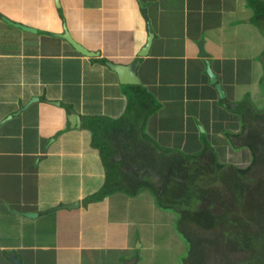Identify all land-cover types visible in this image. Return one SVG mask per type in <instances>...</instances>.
<instances>
[{
  "label": "crops",
  "instance_id": "obj_1",
  "mask_svg": "<svg viewBox=\"0 0 264 264\" xmlns=\"http://www.w3.org/2000/svg\"><path fill=\"white\" fill-rule=\"evenodd\" d=\"M246 2L0 0V264H13L11 257L21 264H184L178 247L157 237L160 229L185 240L188 234L176 211L167 219L150 214L157 215L148 186L137 180V187L101 197L106 171L85 122L123 115L119 97L130 84L119 82L112 65L138 60L140 84L165 104L149 117L147 134L187 153L202 149V135L216 148L225 137L215 110L236 118V101L258 95L254 74L264 71V29L251 21ZM65 27L97 55L78 52L61 37ZM199 44L225 98L210 84ZM71 110L79 127L68 119ZM222 125L229 133L241 128ZM42 236L55 241L36 240Z\"/></svg>",
  "mask_w": 264,
  "mask_h": 264
},
{
  "label": "trees",
  "instance_id": "obj_2",
  "mask_svg": "<svg viewBox=\"0 0 264 264\" xmlns=\"http://www.w3.org/2000/svg\"><path fill=\"white\" fill-rule=\"evenodd\" d=\"M246 1L253 12L251 21L264 29V0ZM254 82L258 95L264 99V71L261 75L255 71ZM128 92L127 109L122 116L95 117L85 122L106 171L101 197L137 187V180L139 185L148 186L161 208L178 213V222L188 234V257L184 264H264L262 183L257 181L256 192L249 193L251 167L261 164L264 168V103L260 110L254 102L256 97L248 92L243 101H236L233 109L242 120L239 132L224 133L234 143L237 140L239 146L249 149L251 164L242 168L220 161L205 135L201 137L202 149L194 153L160 146L147 134L145 126L161 105L142 84L129 85ZM256 124L262 130L252 134L250 127ZM245 136L248 140L243 141ZM133 159L139 167L130 166ZM196 229L214 234L199 236L194 233Z\"/></svg>",
  "mask_w": 264,
  "mask_h": 264
},
{
  "label": "rangeland",
  "instance_id": "obj_3",
  "mask_svg": "<svg viewBox=\"0 0 264 264\" xmlns=\"http://www.w3.org/2000/svg\"><path fill=\"white\" fill-rule=\"evenodd\" d=\"M259 36H260L259 33H257L256 37L259 38ZM253 96H256V98H254V102L257 105H259L258 107L261 110L262 109L261 106H263V103H264L263 96H261V94H259L258 97H257V94L253 95ZM245 97H246V95L244 97H242L240 101H243L245 99ZM120 98L123 99V102H124L123 103V109L125 108V110H126L127 109V103H128V96L127 97L126 96L125 97L121 96V97H119V99ZM125 99H126V105H125ZM155 99H156V103L157 104L165 106V104L159 102L158 98L155 97ZM218 107L221 108L220 105H218ZM215 111L216 112L220 111V112L217 113L219 115L218 117H220V118H216L215 119V124L217 126V129L220 130V132H221L219 134V138H220V140H222L223 137H225V139H223L222 141L216 143V145H218V146H224L225 149L220 151L219 149H216V148H218V146L216 148L214 147L216 152H217V155H218L220 161H222L224 163L233 164V165H235L237 167H242V168H245V167L249 166L251 164V161H252V157H251V153H250L249 149L244 147V146H239L240 143L237 140L234 143L233 142L234 139L232 137L228 138L226 136V134H224V133L228 132L229 129H227L225 127V125H222V124H226L228 122H230V125H232V122H234L235 125L239 126V124H240V122L242 120L239 119L236 114H235L236 118L234 116L231 117L232 111L230 109H222V110L216 109ZM261 130H262V126L257 125V124L250 127V131H251L252 134L257 133V132H259ZM206 133L209 135L208 131H206ZM214 133L210 134L211 138H214L215 135L218 134L219 132H214ZM241 138H242V136H241ZM245 140H248V137L245 136L243 138V141H245ZM202 143H203V141H202ZM227 149H232V150H227ZM130 151H132V148L130 149ZM249 175H250V178H251V181H249V183H252L251 184V188H249V193L250 194L256 192V185L255 184H256L257 181H260L262 183V189L264 188V168L263 167L261 168V164L253 165L251 167V169H250ZM128 184L131 185L130 183H128ZM150 195H151V202L156 205L155 212H156L157 215H155L152 211H150L151 212L150 214L153 217L154 216L158 217L159 219L160 218H165V219L169 218L168 211H170V210L161 208L157 204L158 203L157 202V198H156V196H154L155 194H154L153 191L150 192ZM140 198H143V197H140ZM224 198H227V197L224 196ZM157 208H159V209H157ZM162 212H165V213H162ZM14 220H15V218H12V221H14ZM175 223L177 224V220H175ZM169 232H171V229H168V230H165V231L160 229L158 231L157 241L163 242L162 238H163V236H166V240L167 241H172L174 243V245L176 247H178L177 251H178V253L180 255L179 257L181 258L182 261H184V259L188 257L187 250L189 249V245L186 242H184V241H186L185 237L181 236L179 234V232H178L177 234L180 237V238H178L176 235L172 234V232H171V234ZM194 233H196L199 236H211L212 234H214V231H206V230L196 229V230H194ZM37 239L40 240V241H45V242H49V241L53 242V241H55V238L53 236H42V237L36 238V240ZM183 243H186V244H183ZM161 264H163V262Z\"/></svg>",
  "mask_w": 264,
  "mask_h": 264
},
{
  "label": "water",
  "instance_id": "obj_4",
  "mask_svg": "<svg viewBox=\"0 0 264 264\" xmlns=\"http://www.w3.org/2000/svg\"><path fill=\"white\" fill-rule=\"evenodd\" d=\"M56 5L59 6V0H55ZM2 19L10 25H13L15 27L21 28L22 30L25 31H31V32H36V29L30 26H26L22 23H18V22H14L12 20H10L9 18H7L6 16H2ZM61 37H63L64 39H66L78 52L86 55V56H93V55H97L96 52H92L90 50H88L85 46H83L81 43L77 42L71 35V33L69 32L68 28L65 27L64 28V33L61 34ZM152 37L153 34L152 32H150V35L148 37V41L146 43V45L143 47L142 51L140 52L139 55L144 56L148 53L150 46H151V42H152ZM200 48H201V56L205 58V63H206V73L209 76V80H210V84L213 85L220 98H225V92L222 88V86L220 85V83L218 82V77L217 75L214 73L213 69H212V65H211V61L208 59V56L204 50V47L202 44H199ZM139 61H135L132 62L130 64H114L112 65L113 70L118 74V78H119V82L121 84H130V85H138L140 84V79L139 76L137 74V66H138ZM38 97H35L33 99H31V101L36 100ZM54 104H59V102L57 101H51ZM68 119L70 120V122L72 123V125H75L76 127L80 126V117L78 116V114H76V112L74 110L70 111V114L68 116ZM74 205L76 204H68L66 206L63 207H67V208H73ZM26 215L28 216H33V214L31 213H27ZM13 264H21V261L19 259H16L14 257H11Z\"/></svg>",
  "mask_w": 264,
  "mask_h": 264
},
{
  "label": "flooded vegetation",
  "instance_id": "obj_5",
  "mask_svg": "<svg viewBox=\"0 0 264 264\" xmlns=\"http://www.w3.org/2000/svg\"><path fill=\"white\" fill-rule=\"evenodd\" d=\"M63 33H64V31H63ZM63 33H62V34H63Z\"/></svg>",
  "mask_w": 264,
  "mask_h": 264
}]
</instances>
